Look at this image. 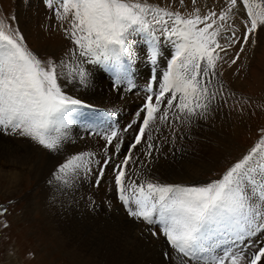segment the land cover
Instances as JSON below:
<instances>
[{
	"label": "snow or ice",
	"instance_id": "1",
	"mask_svg": "<svg viewBox=\"0 0 264 264\" xmlns=\"http://www.w3.org/2000/svg\"><path fill=\"white\" fill-rule=\"evenodd\" d=\"M44 2L60 25H67L64 35L74 47L66 58L41 59L26 45L18 27L0 19V132L27 137L53 153L63 151L71 141L66 130L81 109L92 107L66 89L90 85V67L101 65L114 77L111 87L121 83L131 87L142 52L151 74L145 103L137 112L138 126L124 128L132 129L131 141L125 146L116 131H97L105 140L103 149L110 151L100 160L87 152L66 157L53 173L58 189L71 194L88 175L95 176L93 187L102 182L114 185L128 215L152 226L153 236L164 238L173 250L165 251L164 257L176 264H260L264 258V139L219 179L203 184L147 179L138 183L132 178V166L137 174L147 168L154 153L160 152L161 135L165 143L175 142L177 124L190 127L208 117L222 92V88L213 90L217 62L223 59L220 52L239 43L231 61L236 63L249 37L264 27V0H224L219 10L209 8L203 15L195 7L183 15L137 0ZM190 2L197 4V0ZM179 5L189 7L185 0H179ZM225 32L230 35L223 36L227 43L221 44ZM163 43L172 51L161 70ZM162 126L170 130L171 139ZM107 173L111 180L106 181Z\"/></svg>",
	"mask_w": 264,
	"mask_h": 264
},
{
	"label": "rangeland",
	"instance_id": "2",
	"mask_svg": "<svg viewBox=\"0 0 264 264\" xmlns=\"http://www.w3.org/2000/svg\"><path fill=\"white\" fill-rule=\"evenodd\" d=\"M137 2L166 7L169 11H178L183 15H187L195 7L199 8L203 15L209 8L219 10L220 4L224 0H197L195 6L191 5L190 0H185L189 5L187 9L179 5V0H137ZM13 17L14 20L11 19ZM0 19H6L13 27H18L25 37L26 45L41 59L50 57L53 60H59L65 57L69 48L74 47L64 35V28L67 25H60L53 12L46 7L44 0H0ZM226 35H230V33H222L221 38H219L221 44L227 43L222 38ZM253 40L255 41L254 44ZM136 47L139 49L141 46L137 45ZM161 47L162 55L159 58L160 62H158L163 70L167 66L166 63H168L172 49L167 43H163ZM239 49L240 44L237 43L225 52H220L223 59L218 60L217 77L213 81V90L222 88L220 97L217 96L216 100L213 101L206 119L196 120L190 127H187L189 135L181 142L180 147L182 149L186 147L185 151L188 152L187 156L190 159H185L183 154V158L180 160L182 162L178 164L187 167L186 173L188 174L200 170V179L205 180V183L210 179H219L232 164L247 154L261 139H264V134L261 132L264 129V27L258 29L254 36L249 37V42L244 45L245 52L243 54L240 52V58L235 64H231ZM138 54L140 59L137 61L138 67L132 79L134 84L132 83L130 87L129 85L122 86L121 83L117 87H123L124 91H121L123 94L121 97L125 96L131 99L136 94V98H142L144 103L151 65L147 63L142 52ZM92 68H94V73L99 77L101 76L106 84L110 82L112 84L114 77L102 65L92 66ZM69 88L66 89V92L71 95L73 93ZM95 88L99 89L100 87ZM131 88L132 91L139 88L140 92L134 93ZM128 92L130 95L127 94ZM236 93L237 95H235ZM72 96L75 97L76 95ZM84 103L92 107L81 109V115L71 126L72 129L66 131L72 138L70 143H76L77 146H84L85 144L79 142L85 141V138L89 136L91 140L99 143L93 149L98 150L100 154V151H103L105 140L96 134L95 136L89 134L94 127L88 126L87 122L91 120V115L85 111H91L96 118V132L102 131L107 134L106 129L112 128L118 135L121 124L126 122L123 118L124 113L118 105L115 106V110H107L103 106ZM231 113L238 117L237 121L234 120V117L231 119ZM133 121L129 124L138 125L137 118ZM232 123L234 124L232 125ZM161 128H165L163 133L168 134L169 139H171L170 130L164 126ZM133 135L131 133V138ZM79 138L81 140L77 141ZM161 140L164 142V136L161 137ZM4 144L13 146L14 150L10 159L15 165L12 168L10 165L0 170V173L2 172L0 174V264H104L103 262H94L93 259H88L77 250H72L73 248L58 237L54 228L56 225L54 211L49 207L48 202L50 201V191L46 182L40 181V171L44 167L45 161V156L41 152L42 147L27 137L5 135L0 132L2 150ZM104 151H110V149ZM25 155H29L28 161L26 164L20 165L19 161ZM173 155L171 153V156ZM66 157L68 155L65 153L61 163ZM101 157L103 158V156ZM55 166H52V169L57 168L58 165ZM89 177L84 178V180L93 187L95 178ZM105 179L106 181L111 180V174L107 173ZM56 183L58 182L56 181ZM103 184L107 186L112 198L115 197L113 200L118 210H121V214L125 218L133 219L117 199L115 186L110 187L106 182ZM93 188L97 190L98 187ZM96 194L87 192L84 197L91 201L95 199ZM105 202L106 205L109 203L107 200ZM106 214L107 211L103 210L100 219L105 220ZM89 216V213L78 212L77 217H71L68 214L63 215V218H70L66 228H70L72 225L83 228L88 223ZM136 222L149 228L152 227L143 221ZM92 238L100 239L102 235L99 232H94ZM125 238L120 237L119 242L115 237H109V243L104 247L110 253L113 261H130L132 264H137L131 258L133 245ZM162 239L166 244L163 237ZM111 242L114 246L110 245ZM149 244V242L143 243L147 249ZM166 246L168 247L167 244ZM111 263L115 264L106 260V264Z\"/></svg>",
	"mask_w": 264,
	"mask_h": 264
},
{
	"label": "bare ground",
	"instance_id": "3",
	"mask_svg": "<svg viewBox=\"0 0 264 264\" xmlns=\"http://www.w3.org/2000/svg\"><path fill=\"white\" fill-rule=\"evenodd\" d=\"M54 34L56 35L55 32ZM138 38L139 37H137V39ZM54 45H56V43H54ZM244 52L245 50L241 53L243 54ZM90 71H91V78H90L91 86L87 85V86H79L75 88V85H70L69 87L71 88L73 93L71 95H76L74 98H79L86 103L94 104V106H100V107L103 106L104 109L107 110H115V106L118 105L121 111L124 113L123 118H125L126 120V122L121 124V128L119 129L120 130L119 136L123 138L124 145L126 146L132 139L131 138V133H133L132 129H135L138 125L132 126V129H129L128 131H123V128H125L127 124H129L130 122L135 120V118H137V112L141 109L143 105V99L142 98L137 99L136 94L132 96L131 99L125 96L121 97V95H123L121 92L123 90V87H116V89H114L113 87H111V82L109 84H106L103 81V79H101V76L99 77L94 73V68L90 67ZM97 86L100 88L96 89L95 87ZM138 91L140 92V89L135 88L132 92L135 93ZM127 94H129V92ZM235 95H237V93ZM218 97H220V95H218ZM140 116L141 117L143 116V112H140ZM230 116L231 119H233L234 117V120L237 121L238 117L234 116L233 113H231ZM233 124L234 123H232V125ZM176 126H178L177 128L179 129V131L175 133L177 137L175 142L164 143L161 140V137L163 135H161L159 137V140L157 141V143L162 144L160 152L154 153L155 159L152 160V162L147 166V168H143V167L140 168L138 170V174L136 167L132 166L133 179H136L137 181L147 179V180H152L154 182H163L167 184H182V185H198L205 183V180L200 179L199 176L200 170L192 174H188L186 173L188 168L179 165L182 162L180 160L183 158V154L185 155L184 157L185 159H190L187 156L188 152L185 151L186 147L184 149L180 147L182 145L181 142L183 141V139L188 137L189 132L187 131V127L181 124H177ZM164 130L165 128H161L162 132H164ZM111 131H115V130L112 128L106 129L107 133ZM181 136L183 137L182 139L180 138ZM80 140L81 139L79 138V140L77 141ZM79 143L81 144L83 143L85 145L77 146L75 145L76 143L74 144L69 142L65 145L64 150L59 153H53L46 149L41 148L42 149L41 152L45 156V161L43 163L44 167L41 168L40 171V177H41L40 181L43 183L46 182V185H48L47 187L50 191V201L48 202H49V207H51L52 210L54 211V221L56 223V225L54 224L55 225L54 228L58 237L61 238L69 247L73 248L72 250L74 249L77 250L78 252L82 253L85 257H88V259L89 258L93 259L94 262L97 261L106 264V260H109L115 264H132L130 263V261H125V262L113 261L110 253L104 247L109 243V237H115V239L118 240L119 242H120L119 239L120 237H126L125 239L128 240L131 245H133V248H131V258L133 259V262L137 264H176V261L174 259L173 260L165 259L164 257L165 251L172 253L173 250H171L166 246V244L163 242L162 237L153 236L149 231V227L142 225V223L140 224L139 222H136L133 219L125 218L121 214V210H118V207L116 206L113 200V198L115 199V197L112 198L111 193L108 192L107 186L103 184V182L101 186L97 188V190H95L92 187V185H89L90 183L87 184L85 182L84 178H87L88 176L90 177L92 176L91 179H94L95 178L94 175L85 176L83 180L76 185L75 190L71 194H65L63 191L58 189L57 187L58 183H56V180L53 177V173L56 171L57 168L52 169V166L54 167L55 165H60L61 160L65 157V153L68 156H71L72 154L81 151H83L82 153H86V152L95 153L96 160L102 159L101 156L104 157L105 155L106 152L104 151L105 149H103V151H100V154L98 150L93 149V147L99 145V143H96L95 141L91 140L89 136L88 138H85V141H80ZM13 150H14L13 146H9V144H4L3 150L0 147V170H2V168L5 169L6 166L12 165L11 166L12 168L15 165V163L10 159ZM171 153L174 155L171 156ZM28 158L29 155H25V157L19 161V164L20 165L26 164ZM90 167L94 168L95 165L94 164L90 165ZM180 169L181 172H179ZM0 174H2V172ZM50 180L52 181V183H49ZM93 189L94 191H92ZM87 192H90L91 194L97 193L95 199L91 201L86 200L84 195ZM106 200L109 201L107 205L105 202ZM103 210L107 211L106 214L107 217L105 220L100 219ZM78 212H84L90 214L86 226L81 228L76 225H72L70 228H66L70 222V218H63V215L69 214V216L71 217H77ZM94 232H99L102 235V238L93 239L92 234ZM142 241L143 243H148V242L150 243L148 249L145 248ZM112 242L110 245L114 246ZM260 264H264V258H262Z\"/></svg>",
	"mask_w": 264,
	"mask_h": 264
}]
</instances>
